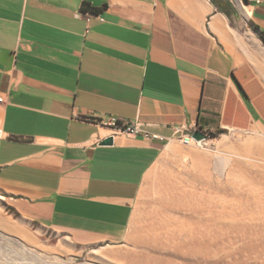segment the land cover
<instances>
[{
	"label": "crops",
	"instance_id": "crops-1",
	"mask_svg": "<svg viewBox=\"0 0 264 264\" xmlns=\"http://www.w3.org/2000/svg\"><path fill=\"white\" fill-rule=\"evenodd\" d=\"M227 2L0 0V194L77 243L120 241L165 143L264 136V0ZM111 115L162 138L100 144Z\"/></svg>",
	"mask_w": 264,
	"mask_h": 264
},
{
	"label": "rangeland",
	"instance_id": "rangeland-1",
	"mask_svg": "<svg viewBox=\"0 0 264 264\" xmlns=\"http://www.w3.org/2000/svg\"><path fill=\"white\" fill-rule=\"evenodd\" d=\"M205 133L200 146L171 140L183 152L226 155L254 163L253 172L263 170L264 148L262 153L234 150L252 136L264 142L263 135L243 130ZM222 139L229 145L217 147ZM167 143L144 177L120 241L77 243L27 218L0 194V264H264V198L258 202L246 181L229 177L227 171L220 175L212 162L208 175L202 176L182 163L180 155L165 153ZM172 173L179 174L177 185L165 182ZM176 191L192 192L193 197L186 205L176 204ZM189 236L205 248H188Z\"/></svg>",
	"mask_w": 264,
	"mask_h": 264
},
{
	"label": "bare ground",
	"instance_id": "bare-ground-1",
	"mask_svg": "<svg viewBox=\"0 0 264 264\" xmlns=\"http://www.w3.org/2000/svg\"><path fill=\"white\" fill-rule=\"evenodd\" d=\"M229 145L226 140H218L216 142L217 147L223 146V145ZM264 148V142L262 139L252 136L249 138H246L241 145H239L237 148L235 147L234 150L237 153H247L251 152L252 149H256L259 152H263ZM165 153H171L174 155H180V160L182 163H188L190 167L197 168L200 174L208 175V169L209 165L212 162L213 169L219 172L220 175H223L226 172V174L233 178L238 179L242 181H246L247 185L250 187L251 191H253L255 194H257V201L261 202V199L264 198V168L262 171H252V167L254 166V163L248 162L243 163L238 158H232L226 155H218V154H210L209 152H199L197 150L190 149L189 151H182L177 147V145L171 141L169 144L165 146L164 149ZM258 152V153H259ZM264 153V152H263ZM261 155V154H260ZM214 156V157H213ZM214 158V159H213ZM211 172V170H210ZM211 174V173H210ZM205 176V177H206ZM165 182H173L175 185L178 184V178L179 174L172 173L166 176ZM170 183V184H171ZM245 187V186H244ZM247 190V188H246ZM176 193H179L175 196V198L172 200L176 204L186 205V202L190 201L193 197L192 192H183V191H176ZM167 200V199H166ZM255 202V201H254ZM257 202V203H258ZM239 207V206H238ZM259 208V207H258ZM187 232H190V229H186ZM188 232V235L191 234ZM192 236V234H191ZM189 242H191L188 245V248L190 249H203L205 248V245L202 244L199 241H193L192 237L189 236ZM192 240V241H191Z\"/></svg>",
	"mask_w": 264,
	"mask_h": 264
},
{
	"label": "built area",
	"instance_id": "built-area-1",
	"mask_svg": "<svg viewBox=\"0 0 264 264\" xmlns=\"http://www.w3.org/2000/svg\"><path fill=\"white\" fill-rule=\"evenodd\" d=\"M238 2H241V5H244L243 0H237ZM2 100V98L0 97V101ZM104 125L108 127L109 131H110V136L114 137V135L116 133L119 132H127V133H133V134H139L142 135L145 138H162L159 135L155 134V133H151L148 132L146 130H143L139 127L138 123H129V122H124L120 119H118L117 117L111 115L108 116L105 119ZM177 139L185 144V145H190V144H196V145H201V141L202 140H195L191 134H183L179 137H177Z\"/></svg>",
	"mask_w": 264,
	"mask_h": 264
},
{
	"label": "trees",
	"instance_id": "trees-1",
	"mask_svg": "<svg viewBox=\"0 0 264 264\" xmlns=\"http://www.w3.org/2000/svg\"><path fill=\"white\" fill-rule=\"evenodd\" d=\"M216 6H218L222 11L228 12L230 9V5L227 2V0H211ZM106 7V3H104L101 7H96L91 5L87 1H83L81 4V10L86 12H91L94 14H98ZM263 41H264V32L261 35Z\"/></svg>",
	"mask_w": 264,
	"mask_h": 264
},
{
	"label": "water",
	"instance_id": "water-1",
	"mask_svg": "<svg viewBox=\"0 0 264 264\" xmlns=\"http://www.w3.org/2000/svg\"><path fill=\"white\" fill-rule=\"evenodd\" d=\"M191 136L195 139V140H204L207 138V134L200 130V129H195L192 133ZM113 143V137L112 136H107L104 139H102L100 141V144H104V145H110Z\"/></svg>",
	"mask_w": 264,
	"mask_h": 264
}]
</instances>
